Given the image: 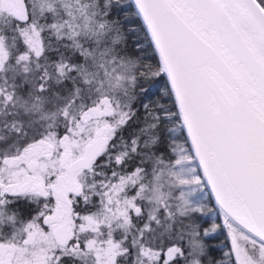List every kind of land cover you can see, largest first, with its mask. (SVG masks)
<instances>
[{"label":"snow or ice","instance_id":"1","mask_svg":"<svg viewBox=\"0 0 264 264\" xmlns=\"http://www.w3.org/2000/svg\"><path fill=\"white\" fill-rule=\"evenodd\" d=\"M0 264H264V0H0Z\"/></svg>","mask_w":264,"mask_h":264},{"label":"trees","instance_id":"2","mask_svg":"<svg viewBox=\"0 0 264 264\" xmlns=\"http://www.w3.org/2000/svg\"><path fill=\"white\" fill-rule=\"evenodd\" d=\"M217 222L219 223V219L217 220ZM226 242V237L223 235H219L217 239H213L211 240V243H213L215 246H217L218 248H222L224 243ZM217 256L220 255L219 252L215 253Z\"/></svg>","mask_w":264,"mask_h":264},{"label":"flooded vegetation","instance_id":"3","mask_svg":"<svg viewBox=\"0 0 264 264\" xmlns=\"http://www.w3.org/2000/svg\"><path fill=\"white\" fill-rule=\"evenodd\" d=\"M221 222V220H219V223Z\"/></svg>","mask_w":264,"mask_h":264},{"label":"rangeland","instance_id":"4","mask_svg":"<svg viewBox=\"0 0 264 264\" xmlns=\"http://www.w3.org/2000/svg\"><path fill=\"white\" fill-rule=\"evenodd\" d=\"M221 222H222V220H221Z\"/></svg>","mask_w":264,"mask_h":264}]
</instances>
